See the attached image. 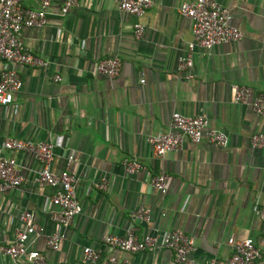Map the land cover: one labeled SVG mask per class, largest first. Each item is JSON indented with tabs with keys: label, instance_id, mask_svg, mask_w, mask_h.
<instances>
[{
	"label": "crops",
	"instance_id": "0c3cea01",
	"mask_svg": "<svg viewBox=\"0 0 264 264\" xmlns=\"http://www.w3.org/2000/svg\"><path fill=\"white\" fill-rule=\"evenodd\" d=\"M184 1L192 0H152L136 18L110 0H78L62 15L63 0H52L44 26L22 29L24 50L47 66L15 64L22 86L11 104H0V143L53 142L52 169L76 174L83 210L67 227L54 223L46 201L55 189L33 181L37 161L6 152L24 181L0 193V246L13 242L25 212L42 230L30 249L46 264H91L83 259L85 246L131 264H178L166 248L132 253L102 241L131 228L139 237L181 229L193 238L190 256L200 262L228 264L230 237L253 238L264 258V146L252 144L255 134L264 135V116L233 100L234 84L264 92V0H217L242 35L196 48L191 78L178 69L192 39L191 21L178 11ZM24 4L40 8L35 1ZM136 22L144 26L141 38L134 35ZM113 57L121 62L117 76L97 72L99 61ZM174 112L205 114L228 144L185 138L178 149L155 157L148 138L166 133ZM125 160L143 168L129 173ZM162 173L168 176L164 194L150 183ZM139 207L150 209L149 221L133 218ZM53 232L61 237L58 250L46 244ZM0 264L12 260L0 252ZM18 264L34 263L22 258Z\"/></svg>",
	"mask_w": 264,
	"mask_h": 264
},
{
	"label": "built area",
	"instance_id": "2783aa9c",
	"mask_svg": "<svg viewBox=\"0 0 264 264\" xmlns=\"http://www.w3.org/2000/svg\"><path fill=\"white\" fill-rule=\"evenodd\" d=\"M29 0H0V104L12 103L14 94L20 90L22 80L14 68L15 64L30 67H46L47 62L26 52L20 40L24 27H41L47 22L48 8L52 0H30L39 4V9L25 6ZM117 3L121 10L140 18L152 6V0H110ZM78 0H63L62 15L66 14ZM262 8L264 10V1ZM179 13L188 18L192 25V39L188 43L187 51L179 60L178 69L186 72L191 78L194 65L193 55L198 47L210 49L215 45L231 43L241 38L240 30L231 24L230 11L217 0L184 1L178 8ZM144 26L136 22L134 35L141 38ZM121 62L118 58H108L99 61L97 72L109 78L119 74ZM61 76L55 74L54 81H60ZM233 100L239 104H249L255 113L264 116V92L240 85H233ZM187 138L193 143L208 141L220 147L228 144L227 136L209 127V120L205 114L186 116L179 112L171 115L169 129L166 133L148 138L155 157H163L167 152L180 147ZM254 146H264V135L255 134L252 137ZM55 145L51 141H36L32 138L8 139L0 143V193L8 189L19 187L24 178L20 173L15 158L7 156L6 152L20 151L31 155L37 161L34 169L33 181L45 183L55 189L46 201L50 219L57 225L69 226L82 210V204L76 196L77 176L74 172L52 169ZM72 156H68L71 160ZM127 172L134 173L143 168L136 160H125ZM151 186L161 193L168 190L167 174H158L151 179ZM133 218L143 221L150 220V209L139 207ZM20 227L15 230V237L10 245L0 246V252L18 264L20 259H27L34 264H46L45 258L36 250L30 249V241L40 235L41 229L33 223L30 213L19 215ZM60 234L53 232L46 238L47 246L52 250L60 248ZM102 241L125 252H140L147 249L156 250L166 248L173 252L178 264H214L211 261L200 262L190 256L194 248V240L181 229H174L157 235L137 236L131 228L125 236L107 234ZM227 244L231 249L228 264H264L260 248L253 238L236 239L230 237ZM83 259L91 264H131L128 260H120L114 256H103L101 250L92 246H85L82 250Z\"/></svg>",
	"mask_w": 264,
	"mask_h": 264
}]
</instances>
